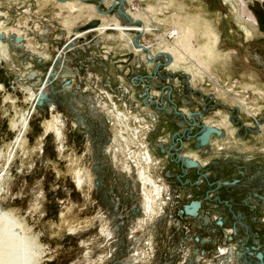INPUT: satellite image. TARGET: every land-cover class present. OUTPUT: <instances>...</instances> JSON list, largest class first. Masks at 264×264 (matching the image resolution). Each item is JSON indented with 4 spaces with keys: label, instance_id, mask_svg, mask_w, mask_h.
Instances as JSON below:
<instances>
[{
    "label": "built area",
    "instance_id": "1",
    "mask_svg": "<svg viewBox=\"0 0 264 264\" xmlns=\"http://www.w3.org/2000/svg\"><path fill=\"white\" fill-rule=\"evenodd\" d=\"M32 3L17 6L18 55L24 70L30 68L27 77L39 74L37 83L55 73L45 87L53 107L46 108L58 117L62 137L69 125L93 140L94 183L106 188L104 225L110 229L107 235L98 228L105 241L98 246L101 264H264V165L253 151L233 148L214 132L201 143L205 125L217 126L215 135L225 138L223 128L204 116L215 105L213 92L200 89L199 104L190 98L184 108L178 71L158 62L152 70L143 55H125L113 38H99L95 26L57 35L62 27ZM138 152H145L140 161L160 187L155 212L144 216L124 157ZM218 157L235 161L233 175L215 169Z\"/></svg>",
    "mask_w": 264,
    "mask_h": 264
},
{
    "label": "rangeland",
    "instance_id": "2",
    "mask_svg": "<svg viewBox=\"0 0 264 264\" xmlns=\"http://www.w3.org/2000/svg\"><path fill=\"white\" fill-rule=\"evenodd\" d=\"M149 1L151 0H131V9L139 12L150 3ZM159 1L158 8L165 10L168 8L169 14L177 11H183L184 14L200 10L209 12V16L222 32L219 47L221 53L227 57L221 61L213 59L214 61L207 64L208 72L216 73L215 75L218 74L217 76L223 79L232 78V82L237 84L239 91H227L231 94L227 96L228 103L223 97L221 99L227 105H232L235 104L236 97L241 95L246 97L251 105H257V103L263 105L252 119L259 117L264 121V101L258 94L264 91V0ZM30 2H33L32 7L37 12L48 16L57 28L62 27L69 33L79 31L80 28H93L92 26L102 23L100 17L89 15L92 9L88 7L81 16L71 21L69 27H66L64 19L68 12L60 11L52 0H0V20H5L1 10L8 11L6 17L8 24L14 25L15 15L20 11L18 4L25 5ZM90 3L95 6L97 1L93 0ZM102 5L106 8L104 4ZM239 7L244 9V13L242 14L239 9L240 14L237 15L236 8ZM241 18L250 22H246L251 29L250 34H247L240 25ZM93 20L97 23L90 25ZM107 33L116 36L118 32L108 30ZM115 36L113 38L125 44L118 36L117 38ZM142 38L147 43L154 42V36L151 34H144ZM200 39L197 38V41H194L195 44L206 41V39ZM126 49H123L124 53L133 55V52ZM119 50L121 51L120 48ZM4 56L0 55V82L5 84L4 87L0 84V204L12 211L31 233L38 236L42 264H101L102 259L99 256L102 253L98 246L105 241L98 228L106 222L104 214L107 213L108 206L105 186H97L94 183L97 173L93 169L95 157L91 153L93 140L89 139V135H82L79 129L69 125L63 139L58 140L52 133L42 138L44 121L51 118L53 113L48 115L46 106L37 104L32 106V102L27 100L29 89L19 79L24 70L22 62L18 59L20 55L12 52L10 57ZM197 84L199 85L195 91L197 95H200L202 88L204 91L214 89L213 82L209 78ZM186 86L187 84L178 86L179 92L181 89L186 91ZM197 95L194 96L195 104H199ZM46 98L43 100L48 104L50 99ZM23 108H30L29 129L24 138L20 135V139L15 142L18 132L11 130L10 122L18 118V113L23 111ZM59 108L67 111L66 105L62 102L59 103ZM252 136L250 132L242 136L249 138L246 140L244 150H249L248 146L252 145L256 158L264 162V150H259L263 139L259 140L258 137ZM41 145L42 151H40ZM62 146L64 149L60 150ZM239 147L242 149V146ZM235 148L238 149L236 146ZM225 165L226 169L223 172L226 175L233 173L235 161L229 160ZM78 171L85 179L81 188L75 182ZM122 181L123 178H121ZM107 232L110 233V229H107L104 234ZM262 237L264 240V235ZM109 264L113 263L109 262Z\"/></svg>",
    "mask_w": 264,
    "mask_h": 264
},
{
    "label": "bare ground",
    "instance_id": "3",
    "mask_svg": "<svg viewBox=\"0 0 264 264\" xmlns=\"http://www.w3.org/2000/svg\"><path fill=\"white\" fill-rule=\"evenodd\" d=\"M39 1V0H38ZM46 1V0H45ZM50 1V0H47ZM55 2L57 7L60 11L66 10L68 13L66 18L64 19V24L66 27L71 24V21L74 18H77L83 14V11L90 7L92 9V13H89L90 16H98L101 18L102 23L101 25H97L96 30L98 31L99 38L103 36H109L113 38V34L109 35L107 31L115 30L117 38L124 41L125 44L120 43L117 39L113 38V41L118 46V49H121V53L123 52L124 48L130 49L134 55H143L145 57V61L150 62V66L153 70L154 65L158 62V64L165 66L168 70H174L176 68H184V71H178V73L184 74V77L187 78L186 80L181 79V76L176 72V79L178 84L185 85L186 82L190 85V91L188 93L187 90L183 93L179 94V102L183 105L184 108L187 107V102H189L190 98L194 101L193 96H195V91L199 86L197 83L201 82L202 80H206L209 78L213 82L214 89L212 98L214 99V106H211L206 109L205 112V119L210 116H214L215 118H219L218 125L223 128L225 133V138H218L216 134V130H212L211 133L214 132V138L217 140H223L225 144H229L233 148L235 145L233 143H227L228 139H234V133H227V129L230 131H234L237 128L244 127L247 130V134L250 132L255 134L256 132L262 133V125H264V121L258 117V122H254L252 117L258 111L262 109L261 104H249L250 102L247 100L246 97L237 96L235 104L227 105L228 97L231 94H228L227 91L234 90L235 92H239L237 89V84L232 82V78L230 79H223L214 73H209V64L210 62L218 60H223L225 57L220 50L219 44L222 40V32L218 28L217 23H213V21L204 16L200 11L194 13H174L171 15L169 23L172 25L168 31H165L166 38L163 37V34H157L153 31L152 27L156 26L155 28L158 29L157 24H161L162 22H167V19L163 20L159 17L158 12H163L162 8H158L160 3L159 0H151L149 1L148 5L144 7L143 10L136 12L131 9L132 3L131 0H95L97 1L96 5L90 3L93 0H52ZM155 1V2H152ZM229 2L230 0H225ZM234 2H236L234 0ZM231 3V2H230ZM106 8H103V5ZM99 5V7H98ZM107 5V6H106ZM232 5V4H231ZM110 11L107 9L112 8ZM119 7V8H118ZM181 7H183L181 5ZM239 9L244 13V9L236 8L237 15L240 14ZM28 10V9H26ZM61 14V12H59ZM115 14V15H114ZM1 15L4 17L5 20H0V55H5L4 57H8L12 52L18 55L19 49L18 45L16 44L18 38L17 35L21 33L20 28L18 26L12 25L9 26L8 21L6 18L8 16V11L1 10ZM58 15V14H57ZM241 16V15H240ZM245 17V16H244ZM240 20V19H239ZM249 21L244 20L241 18L240 25L245 29L247 34H250V27L247 23ZM95 23H91L90 25H95ZM163 24V23H162ZM114 26V27H112ZM94 27V28H95ZM111 27V28H110ZM93 29V28H92ZM45 28L43 29V31ZM81 30V29H80ZM61 31L57 35L69 34V32ZM77 32V31H75ZM14 33L15 37L12 35ZM82 33V32H81ZM107 35H106V34ZM147 34H153L155 37L154 43H147L143 40L142 36ZM105 34V35H104ZM139 34V35H138ZM83 35V33H82ZM138 35V37H136ZM136 37V40L132 39ZM197 38H203L206 41H200V43L195 44V40ZM134 40V44H130V40ZM200 39V40H201ZM132 47V48H130ZM126 49V50H127ZM120 51V50H119ZM129 51V50H128ZM123 54L127 55V52H123ZM147 54V55H146ZM19 56V55H18ZM10 57V56H9ZM16 58V56H15ZM194 59V62L189 61L188 59ZM19 61L23 63V57H18ZM217 60V61H218ZM191 63V64H190ZM217 63V62H216ZM173 64L176 68H169ZM30 69V68H29ZM24 70L20 76V80L23 85H25L29 90L27 92V100L32 102V106L35 104L37 105H45L48 107H53V103L50 100L48 104H46L43 99H51L49 96L50 94L45 90L46 83L49 81L51 76H55V73H51L48 75V78L44 82V75L41 76L40 83L34 81L35 77H27L28 70ZM190 74H189V73ZM29 75V74H28ZM32 75V73H30ZM61 76V75H60ZM200 77V79H197ZM28 78V79H27ZM26 79V80H25ZM32 80L34 82H32ZM186 81V82H185ZM3 87L5 86L4 82H0ZM0 85V86H1ZM24 86V87H25ZM2 87V88H3ZM22 88V87H21ZM5 89V88H3ZM23 89V88H22ZM260 95L259 97L264 101V91L258 92ZM198 96V95H197ZM189 99L187 100V98ZM202 100H207L209 97L205 94H202ZM221 97L227 101L225 103ZM182 99V100H181ZM186 99V100H185ZM206 105L207 103L204 102ZM31 106V107H32ZM30 107V108H31ZM30 108H23V111L18 113V118L14 119L10 122L11 130L17 131V139L15 142L20 139V135L26 136L25 134L28 132L29 129V115H30ZM213 108L212 111L209 109ZM225 110L227 116L222 115L220 111ZM53 113V111H52ZM246 114V115H245ZM250 118L252 121L250 124L246 123L245 117ZM17 117V116H16ZM256 124V126L254 125ZM212 125V124H211ZM44 132L41 136L46 137L49 133H52L55 138L58 140L62 138V126L61 123L58 121V117L56 115H52L51 118H47L44 121ZM207 129L210 127L206 126ZM213 127V126H212ZM217 126H214L216 128ZM260 133V134H261ZM246 134V135H247ZM244 136V135H243ZM41 138V139H42ZM28 139V138H26ZM12 142V141H11ZM21 142V141H20ZM23 142V141H22ZM18 145V144H17ZM20 147V146H19ZM22 148V147H21ZM41 150H43L42 145L40 146ZM39 148V149H40ZM64 147L62 146L60 150H63ZM23 150V149H22ZM264 150L261 149V151ZM210 156V155H208ZM219 156V155H217ZM125 161L128 165V173L134 176L137 179V188L140 193V202L142 206V215L144 216L148 212H155L157 203H158V196L160 193L159 184L152 181L151 178L147 176L146 173V164L145 162L140 161L143 157H146L145 152H138V154H126L124 155ZM137 157V158H136ZM131 158V159H130ZM219 159L215 161V169L218 165L222 164L220 161H229L228 158L218 157ZM131 160V161H130ZM147 160V159H145ZM137 161V162H135ZM127 167V166H126ZM218 170V168H217ZM75 182L78 184V187H82L85 183V179L81 176L80 172L76 173ZM143 216L140 217L143 220ZM104 224H101L100 228ZM99 228V231H100ZM75 230V229H74ZM101 231L106 233L107 228L103 226ZM76 232V231H75ZM110 233L107 232V235ZM41 245L38 243V236L31 233L30 229L26 227L21 220L15 216L12 211L7 209L5 206L0 204V264H42V256H41Z\"/></svg>",
    "mask_w": 264,
    "mask_h": 264
},
{
    "label": "crops",
    "instance_id": "4",
    "mask_svg": "<svg viewBox=\"0 0 264 264\" xmlns=\"http://www.w3.org/2000/svg\"><path fill=\"white\" fill-rule=\"evenodd\" d=\"M183 6V5H182ZM167 8V7H166ZM143 9V8H142ZM184 10V9H183ZM137 11H139V10H137ZM169 12V9L167 8L166 10L165 9H163V12L162 13H159V16L161 17V19H167V22H162L161 24H157V26H158V29H156L155 27L156 26H153L152 27V29H153V31L155 32V33H157V34H159V33H162L163 34V37H165L166 38V33H164L165 31H168V29L172 26V25H170V23H169V20H170V17H171V15L172 14H174V13H183L184 14V12L183 11H177V12H174V13H172V14H169L168 13ZM196 12H199V11H196ZM200 12L204 15V16H206V17H208V18H210L212 21H213V23H215V21L209 16V12L208 11H205V12H203L202 10H200ZM145 34H147V33H145ZM152 36H154L153 34H151ZM154 42H155V37H154ZM154 42H150V43H154ZM188 59V58H187ZM225 59H226V57H225ZM189 61H192V60H194V59H188ZM193 62V61H192ZM191 64V63H190ZM215 66V65H214ZM170 69L171 68H176V67H174L173 66V64L169 67ZM174 70H178V71H184L185 72V70H184V68H176V69H174ZM214 74H216V73H214ZM218 75V74H217ZM224 98V97H223ZM225 100V99H224ZM226 101V100H225ZM227 102V101H226ZM220 113L222 114V115H225V116H227V113H226V111L225 110H222V111H220ZM245 117V119H246V123L247 124H250L251 123V121L252 120H250V118H248V117H246V116H244ZM207 121H209V122H213L214 124H218V121H219V118H215L214 116H210L208 119H207ZM252 124V123H251ZM236 131V129L234 130V131H230V130H228L227 129V133L228 134H230V133H234ZM261 132H259V133H255V134H252L251 133V135H253L252 137L254 138H257V139H263V142H262V144H261V146L259 147V149H263L264 148V125H262V133L260 134ZM238 138V140H236ZM249 138H243L242 136H240V137H238V136H235V138L234 139H228L227 140V143H233L236 147H238V149H240V147L239 146H242V149H240V150H244V146H246L245 144H246V140H248ZM247 149H249V151H253L252 150V145H249L248 146V148ZM251 149V150H250ZM257 150V149H256ZM260 160V159H259ZM222 164H220V165H218L217 167H216V169L218 168V170H219V173H221L223 176H225V177H230L231 175H233V173H231L230 175H226L223 171H225V169H226V165L225 164H227L229 161H227V162H225V161H220ZM260 162L262 163V164H264V162H262L261 160H260ZM246 180V179H245Z\"/></svg>",
    "mask_w": 264,
    "mask_h": 264
},
{
    "label": "water",
    "instance_id": "5",
    "mask_svg": "<svg viewBox=\"0 0 264 264\" xmlns=\"http://www.w3.org/2000/svg\"><path fill=\"white\" fill-rule=\"evenodd\" d=\"M99 6V5H98ZM113 7V6H112ZM119 8V7H118ZM111 9V8H110ZM91 23H95V20L91 21ZM186 80V79H185ZM212 130H216L215 128H209V129H206L204 132H202L199 136L200 140H201V143H205L207 142L208 138H209V135L211 133Z\"/></svg>",
    "mask_w": 264,
    "mask_h": 264
}]
</instances>
